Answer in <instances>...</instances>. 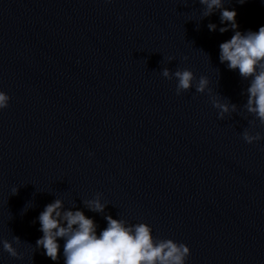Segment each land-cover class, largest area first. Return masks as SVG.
I'll use <instances>...</instances> for the list:
<instances>
[{"label":"water","instance_id":"obj_1","mask_svg":"<svg viewBox=\"0 0 264 264\" xmlns=\"http://www.w3.org/2000/svg\"><path fill=\"white\" fill-rule=\"evenodd\" d=\"M225 6L241 31L264 25V0ZM201 13L199 0H0V239L18 236L21 254L0 245V264H64L34 248L55 198L100 228L108 214L147 222L187 244L186 264H264V125L219 62L232 30ZM164 67L206 76L237 111L218 119L207 91L177 95ZM97 192L103 213L82 202Z\"/></svg>","mask_w":264,"mask_h":264},{"label":"clouds","instance_id":"obj_2","mask_svg":"<svg viewBox=\"0 0 264 264\" xmlns=\"http://www.w3.org/2000/svg\"><path fill=\"white\" fill-rule=\"evenodd\" d=\"M246 0H238L244 4ZM203 18L219 11L221 34L232 30L229 39L219 44V62L227 69L238 71L239 76L246 80L247 87L242 90L246 95L243 109L251 114L260 125H264V25L258 30H239L235 8L226 7V0H199ZM217 24L209 22L208 30L216 31ZM169 61L173 57L168 58ZM162 76L175 78L176 94L194 88L197 93L207 91L210 103L217 110V118L223 119L226 114L237 111V105L228 98L213 93L209 87V79L201 75L198 79L189 68H177L174 72L164 67ZM11 97L0 90V110L9 105ZM246 143L262 139L261 134H253L245 128L241 133ZM89 155H92L89 153ZM12 194L17 187H12ZM84 208L94 213H103L108 201L102 199L97 192L92 198L84 199ZM31 205H26L30 207ZM106 226L100 228L93 217L74 206L65 207L64 201L55 198L47 203L35 218L39 221L42 233L35 241V249L56 262L63 256L64 264H186L190 249L183 242L171 238H160L153 234V228L147 222L130 223L122 217L104 216ZM99 229V231H98ZM63 240L62 253L60 240ZM14 242L19 244L20 238L13 240L0 239V245L12 257H19Z\"/></svg>","mask_w":264,"mask_h":264}]
</instances>
